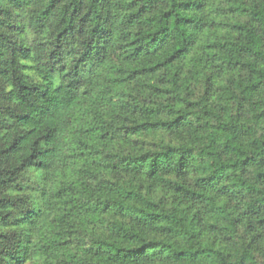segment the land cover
Instances as JSON below:
<instances>
[{
    "label": "trees",
    "instance_id": "16d2710c",
    "mask_svg": "<svg viewBox=\"0 0 264 264\" xmlns=\"http://www.w3.org/2000/svg\"><path fill=\"white\" fill-rule=\"evenodd\" d=\"M0 264H264V0H0Z\"/></svg>",
    "mask_w": 264,
    "mask_h": 264
}]
</instances>
